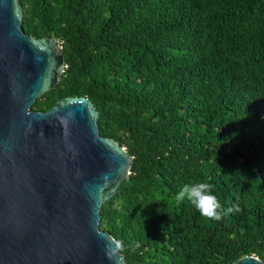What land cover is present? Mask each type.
<instances>
[{"label":"trees","instance_id":"1","mask_svg":"<svg viewBox=\"0 0 264 264\" xmlns=\"http://www.w3.org/2000/svg\"><path fill=\"white\" fill-rule=\"evenodd\" d=\"M22 29L62 47L48 111L89 99L130 173L101 207L125 264L264 262V0H20ZM207 182L220 221L176 194Z\"/></svg>","mask_w":264,"mask_h":264},{"label":"water","instance_id":"2","mask_svg":"<svg viewBox=\"0 0 264 264\" xmlns=\"http://www.w3.org/2000/svg\"><path fill=\"white\" fill-rule=\"evenodd\" d=\"M20 0H0V264H125L100 230L102 205L130 173V157L101 137L84 97L36 100L63 80L61 45L22 29ZM233 264H264L246 256Z\"/></svg>","mask_w":264,"mask_h":264},{"label":"clouds","instance_id":"3","mask_svg":"<svg viewBox=\"0 0 264 264\" xmlns=\"http://www.w3.org/2000/svg\"><path fill=\"white\" fill-rule=\"evenodd\" d=\"M211 187L209 183L203 181L185 183L176 194V199L178 201L186 199L202 216L210 220L220 221L223 217L239 211L235 205L223 206L218 197L211 191ZM122 248V241L110 239L106 244V255L111 258Z\"/></svg>","mask_w":264,"mask_h":264}]
</instances>
